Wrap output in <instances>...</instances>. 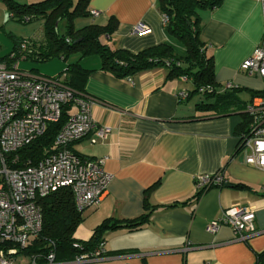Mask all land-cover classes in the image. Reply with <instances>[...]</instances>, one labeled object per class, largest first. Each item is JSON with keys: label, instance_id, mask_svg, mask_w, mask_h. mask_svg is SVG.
Segmentation results:
<instances>
[{"label": "crops", "instance_id": "1", "mask_svg": "<svg viewBox=\"0 0 264 264\" xmlns=\"http://www.w3.org/2000/svg\"><path fill=\"white\" fill-rule=\"evenodd\" d=\"M88 10L98 11L97 16H89L97 25L116 20V28L102 35L101 42L111 48L136 53L165 42L178 55L186 53L185 46L166 32L158 0H89ZM198 14L200 37L212 57L218 88L223 91L231 84L225 91L247 104L255 92L264 90L257 76L240 70L264 34V8L259 0H223ZM140 22L148 31L131 34ZM100 64L96 56L90 65H82L91 71L84 89L93 99V119L108 133L94 143L88 135L71 148L85 158L102 159L110 179L100 203L82 211L74 237L88 240L106 218L138 217L146 211V199L152 213L137 229L106 232L102 248L110 254L79 264H255L256 254L264 251V171L244 164L235 154L234 129L242 120L244 105L241 110L209 116L197 109L201 100L190 103L192 97H178L192 84L184 77L168 78L164 67L118 78L100 69ZM218 170L229 186H212L195 199L194 178ZM236 183L249 188H232ZM234 205L253 209L256 234L235 240L228 225L214 233L205 230L207 222Z\"/></svg>", "mask_w": 264, "mask_h": 264}, {"label": "built area", "instance_id": "2", "mask_svg": "<svg viewBox=\"0 0 264 264\" xmlns=\"http://www.w3.org/2000/svg\"><path fill=\"white\" fill-rule=\"evenodd\" d=\"M264 8V0H259ZM95 17L98 11L90 10ZM165 23L167 18L162 15ZM148 26L142 22L134 25L131 34H143ZM69 41V39H67ZM32 44L23 40L16 50L0 61V264H36L34 259L19 263L24 258L20 251L42 227L40 200L62 187H69L75 207L83 211L97 206L106 193L109 175L103 170L102 159H90L70 149L75 142L90 135V142L103 139L108 128L97 126L90 106L89 96H74L59 77L35 76L21 71L17 61L25 58L24 52ZM247 75H255L264 82V34L251 55L240 65ZM227 83L222 89L230 88ZM264 91V90H262ZM178 97L186 98L181 91ZM72 103V111L57 132L53 148L35 163L20 164L17 151L41 136L48 123L56 122L61 106ZM249 127L238 139L237 155L246 165L264 171V94L254 95L245 106ZM197 192L212 186H222L226 180L222 170L211 175L194 178ZM254 211L249 206L234 205L222 211L219 218L207 222L205 230L214 233L219 226L232 228L235 240H247L256 234ZM93 253L77 256L73 263L93 262L101 258ZM49 254L47 263L53 261Z\"/></svg>", "mask_w": 264, "mask_h": 264}, {"label": "trees", "instance_id": "3", "mask_svg": "<svg viewBox=\"0 0 264 264\" xmlns=\"http://www.w3.org/2000/svg\"><path fill=\"white\" fill-rule=\"evenodd\" d=\"M89 0H0L5 6L9 18L21 22H29L34 18L43 19V40L32 41L24 52L25 58L36 55L38 60H47L54 56L63 59L70 52L79 53L78 60L66 66L63 84L71 90L74 96H87L84 89L85 80L91 72L80 64L84 56L96 55L100 58V69L118 78L133 76L141 71L155 67L168 70V78L184 77L192 84L187 97L198 94L202 97L196 103L198 110L207 111L209 116H220L230 112L231 108L242 109L241 101L233 92L220 91L214 80V67L211 55L206 52L204 41L200 37L199 10L214 9L223 0H158L161 13L166 16L165 29L168 34L177 38L186 49L183 56L178 55L173 47L165 42L146 47L136 53L125 49L111 48L102 43L100 37L112 32L117 22L110 18L108 23L101 26L87 24L74 27L76 17L90 16ZM68 20L69 25L65 33L58 29L61 21ZM72 34L75 35L72 37ZM69 39V41H67ZM25 39L19 40L13 50ZM28 40V39H27ZM77 40V41H76ZM7 56L0 59L3 61ZM57 77V76H56ZM228 89V88H227ZM264 91L255 92L254 95ZM212 101H208L211 100ZM246 104L244 105L245 109ZM72 111V103L66 102L61 106V114L56 122L48 123L45 132L30 144L17 151L20 164L30 161L37 162L53 148V141L57 132L65 124ZM249 116L242 113L241 122L235 127L234 133L238 139L247 132ZM71 148V145L69 147ZM237 154V147L236 152ZM158 182L153 183L152 189ZM223 186V185H222ZM234 189H248L242 183L231 185ZM205 192V191H204ZM204 192H197L198 199ZM42 211V227L40 232L30 239L28 245L20 254L28 260L34 259L36 264L47 263L49 254H53V261L59 264H74V259L84 253L90 254L102 248L106 232L124 227L129 230L137 229L149 221L152 208L144 201L145 212L133 219L106 218L98 224L86 241L77 240L74 232L82 221V212L75 207L73 192L69 187H62L40 200ZM110 253L101 251L100 257ZM255 264H264V251L256 254Z\"/></svg>", "mask_w": 264, "mask_h": 264}, {"label": "rangeland", "instance_id": "4", "mask_svg": "<svg viewBox=\"0 0 264 264\" xmlns=\"http://www.w3.org/2000/svg\"><path fill=\"white\" fill-rule=\"evenodd\" d=\"M22 2H26L29 0H21ZM89 23L97 22L90 18L86 17H76L73 21V24L76 27H80L83 25H87ZM69 25L68 20L61 21L59 25V33H65L67 26ZM75 35L72 34V37ZM44 37L43 31V19L42 18H34L29 22H21L16 19L9 18L8 13L6 12L5 6L0 2V59L4 56H7L12 50L15 44L21 39H32L38 42L42 41ZM100 40L104 42L103 36L100 37ZM96 58V56H84L81 57V60H84L81 65L88 66L91 64L92 59ZM79 53L70 52L66 55V58L63 59L62 56H54L47 60H38L36 55L32 54L26 58L19 59L17 61V67L19 70L24 71L26 73H30L35 76H43V77H59V80L63 81L66 75V66L78 60ZM189 88H191V84L189 83ZM202 99V97L198 94H194L190 103L198 102ZM19 263L28 262L27 258H19Z\"/></svg>", "mask_w": 264, "mask_h": 264}, {"label": "water", "instance_id": "5", "mask_svg": "<svg viewBox=\"0 0 264 264\" xmlns=\"http://www.w3.org/2000/svg\"><path fill=\"white\" fill-rule=\"evenodd\" d=\"M77 41V40H76ZM225 187H228L229 185L228 184H224Z\"/></svg>", "mask_w": 264, "mask_h": 264}]
</instances>
